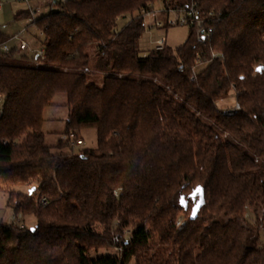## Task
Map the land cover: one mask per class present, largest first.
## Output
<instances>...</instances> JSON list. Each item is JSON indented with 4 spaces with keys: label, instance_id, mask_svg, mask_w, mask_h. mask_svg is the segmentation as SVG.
<instances>
[{
    "label": "trees",
    "instance_id": "obj_1",
    "mask_svg": "<svg viewBox=\"0 0 264 264\" xmlns=\"http://www.w3.org/2000/svg\"><path fill=\"white\" fill-rule=\"evenodd\" d=\"M158 1L187 2L55 1L32 23L42 64L0 50V184L35 187L9 193L22 219L0 223V264H122L103 250L135 264H264V0H198L220 18L211 38L191 27L175 51L143 57ZM10 39L0 31V47ZM231 93L229 116L217 102ZM59 94L69 115L50 147L44 111ZM87 129L97 147L78 150Z\"/></svg>",
    "mask_w": 264,
    "mask_h": 264
},
{
    "label": "rangeland",
    "instance_id": "obj_2",
    "mask_svg": "<svg viewBox=\"0 0 264 264\" xmlns=\"http://www.w3.org/2000/svg\"><path fill=\"white\" fill-rule=\"evenodd\" d=\"M62 2V0H40V13L34 17L35 19L42 18L51 13L53 2ZM0 31L8 38H11L6 46L10 50H16V56H21L17 51L19 43L24 41L30 47L28 53L33 50L40 51L44 49L43 36L38 32L35 26L32 25L33 17L28 14L26 5L18 0L9 1L1 0L0 2ZM26 13L21 17H17L18 13ZM182 18V13L167 10L164 3L161 1L155 2L152 5L151 13L145 16V29L138 42L140 55L145 57L150 51L154 50L157 42L162 39L166 40V46L174 51L184 45L191 34V26L176 25L170 26V22ZM129 18H123L118 21L117 31H121L129 22ZM19 36V40L16 39ZM40 36V37H38ZM36 55H31L30 60H34ZM23 62H27L23 59ZM39 60V64H42ZM36 63V62H34ZM33 63V64H34ZM89 81L96 84L103 82V75L100 73H88ZM66 95L59 94L54 100V105L48 107L44 111V140L45 144L50 147H55L60 139H64L66 122L68 119V109L66 107ZM217 105L220 109L230 111L236 108L237 102L234 93H231L228 98L219 100ZM3 103L0 104V109ZM83 145L80 148H96L97 136L93 129L82 131ZM67 151V150H65ZM35 188V187H32ZM29 186L24 184L1 185L0 184V223L11 224L15 219L16 214L13 210V205L9 202V193H28ZM20 219V215L17 217ZM25 223L28 227H34L35 220L32 216L25 218ZM120 256L122 264H135L131 252L127 250L118 251H100L99 254H116Z\"/></svg>",
    "mask_w": 264,
    "mask_h": 264
},
{
    "label": "built area",
    "instance_id": "obj_3",
    "mask_svg": "<svg viewBox=\"0 0 264 264\" xmlns=\"http://www.w3.org/2000/svg\"><path fill=\"white\" fill-rule=\"evenodd\" d=\"M18 1L23 2L27 6L28 12L33 17V20H35L34 17H36L40 13V6H41L40 0H18ZM62 1L64 2L66 0H62ZM167 10L182 13V18H178L177 20L170 22V26L189 25L193 27L196 38L199 42H206L207 40H209L215 32V26L220 22V18L213 12H210L208 16L204 18V16L200 12L198 0H187V2L184 3L183 5H179L177 8H169ZM150 13L151 11L146 15ZM16 39L19 40V36H16ZM165 45H166V40L162 39L159 42H157L155 49L162 50ZM29 49H30L29 45L24 41H22L19 43V47L17 51L20 53H26L29 51ZM0 50L5 53L10 52V49L6 45L1 46ZM36 53H37L36 55L37 61L39 60L43 61L45 58L44 49L37 51ZM194 75L195 74L193 73V78ZM0 104H2L1 96H0ZM237 110H239V105H237L236 108L233 110L226 111V114L231 116ZM77 145L82 146L83 142L78 141ZM21 219H22L21 215H20V219L15 217L12 223L16 224L20 222Z\"/></svg>",
    "mask_w": 264,
    "mask_h": 264
},
{
    "label": "crops",
    "instance_id": "obj_4",
    "mask_svg": "<svg viewBox=\"0 0 264 264\" xmlns=\"http://www.w3.org/2000/svg\"><path fill=\"white\" fill-rule=\"evenodd\" d=\"M0 1H1V0H0ZM9 1H14V0H9ZM26 7H27V6H26ZM19 13H20V12H19ZM19 13H18V14H19ZM18 14H17V15H18ZM29 48H30V47H29ZM36 52H37V50H33V51H31L30 53L26 52V53H22V54H24V55H26L28 58H30L31 55H32V56H33V55H37ZM31 62H32V63H34V62L37 63V57L35 56V59H34L33 61L31 60Z\"/></svg>",
    "mask_w": 264,
    "mask_h": 264
},
{
    "label": "water",
    "instance_id": "obj_5",
    "mask_svg": "<svg viewBox=\"0 0 264 264\" xmlns=\"http://www.w3.org/2000/svg\"><path fill=\"white\" fill-rule=\"evenodd\" d=\"M257 71H258V72L261 71V68H258ZM34 191H35V188H31V189L29 190V193L32 194ZM202 201H203L202 199L199 201V203H198L199 206L201 205V202H202ZM199 206H198V207H199Z\"/></svg>",
    "mask_w": 264,
    "mask_h": 264
}]
</instances>
